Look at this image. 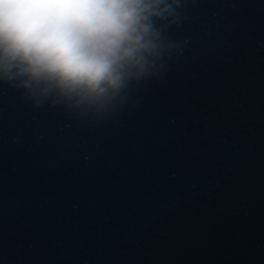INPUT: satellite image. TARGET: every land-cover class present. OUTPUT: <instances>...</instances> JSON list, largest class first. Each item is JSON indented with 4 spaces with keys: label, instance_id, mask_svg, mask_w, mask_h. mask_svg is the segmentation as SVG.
Wrapping results in <instances>:
<instances>
[{
    "label": "water",
    "instance_id": "95a60500",
    "mask_svg": "<svg viewBox=\"0 0 264 264\" xmlns=\"http://www.w3.org/2000/svg\"><path fill=\"white\" fill-rule=\"evenodd\" d=\"M180 11L102 116L0 83V264H264V0Z\"/></svg>",
    "mask_w": 264,
    "mask_h": 264
},
{
    "label": "clouds",
    "instance_id": "9594fccd",
    "mask_svg": "<svg viewBox=\"0 0 264 264\" xmlns=\"http://www.w3.org/2000/svg\"><path fill=\"white\" fill-rule=\"evenodd\" d=\"M183 0H0V83L102 116L179 50Z\"/></svg>",
    "mask_w": 264,
    "mask_h": 264
},
{
    "label": "snow or ice",
    "instance_id": "6c2138e0",
    "mask_svg": "<svg viewBox=\"0 0 264 264\" xmlns=\"http://www.w3.org/2000/svg\"><path fill=\"white\" fill-rule=\"evenodd\" d=\"M139 98L145 96L144 90H136L135 93ZM174 201H170L168 205H164V207L172 206Z\"/></svg>",
    "mask_w": 264,
    "mask_h": 264
}]
</instances>
